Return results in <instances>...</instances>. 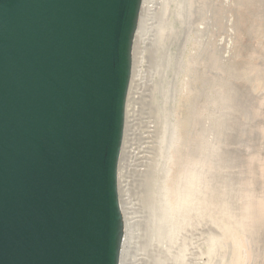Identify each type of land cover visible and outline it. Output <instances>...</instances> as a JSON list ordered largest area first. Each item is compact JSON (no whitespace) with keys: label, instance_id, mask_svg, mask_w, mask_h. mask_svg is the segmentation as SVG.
<instances>
[{"label":"rangeland","instance_id":"rangeland-1","mask_svg":"<svg viewBox=\"0 0 264 264\" xmlns=\"http://www.w3.org/2000/svg\"><path fill=\"white\" fill-rule=\"evenodd\" d=\"M143 3L120 168L125 264H158L171 244L165 264H264V219L246 217L264 202V0ZM148 173L171 188L177 225L165 236L134 223L161 212L156 192L144 207ZM189 183L188 221L179 215Z\"/></svg>","mask_w":264,"mask_h":264},{"label":"water","instance_id":"water-1","mask_svg":"<svg viewBox=\"0 0 264 264\" xmlns=\"http://www.w3.org/2000/svg\"><path fill=\"white\" fill-rule=\"evenodd\" d=\"M141 0H0V264H118Z\"/></svg>","mask_w":264,"mask_h":264},{"label":"bare ground","instance_id":"bare-ground-1","mask_svg":"<svg viewBox=\"0 0 264 264\" xmlns=\"http://www.w3.org/2000/svg\"><path fill=\"white\" fill-rule=\"evenodd\" d=\"M144 0H141L140 8L141 10L144 9ZM139 8V10H140ZM139 17L140 14L138 13L136 24L139 23ZM137 26V25H136ZM135 33L133 34L132 38V47H131V74L129 79V85L127 90V96H126V103H125V117H124V126H123V135H122V143L120 147V153L118 158V164H117V192H118V199H119V207L121 211L122 216V235L120 239V246H119V263L118 264H125L128 257V237L130 235V229L132 228V223L128 221L126 217V213L123 209V203H122V195H121V187H120V168H121V160L123 155V150L125 146V140H126V127L128 125V113H129V103H130V96H131V89L133 84V59L134 55L136 53V44H135ZM158 61L160 64L167 66L168 65V58L165 54H162L158 56ZM167 176V174H165ZM192 188V184L189 183V186L186 187V195L184 196V202L182 204L181 209L183 210L182 214L179 215L180 218L184 220H190L192 215V208H191V195L190 190ZM171 188H167V186H164L162 184L161 187H159V182L157 177L152 174L148 173L145 177V181L143 184V187L141 189V194L143 195V204L146 210H152L154 208L155 202H154V193L160 194V200H159V208H160V215L155 220L154 217L148 218L145 222L143 221V217L138 220V222H134L137 225H139L144 231V235L147 237L149 236H162V235H168L171 234V231L176 229L177 222L173 225L171 222L175 221V216L173 214V208L171 207L168 197L169 193L171 192ZM263 206H262V205ZM260 205L262 207L257 208L256 205H249L246 209V217L252 222L255 223L257 219H264V202H262ZM259 205V206H260ZM137 217V216H136ZM137 221V219H136ZM243 227V226H242ZM170 237V236H169ZM144 248L147 251V255H149V246H147V243L144 244ZM173 249V244H171L170 249L168 252L165 253V256L159 260L158 264H165V262H168L170 259V252ZM146 264H151V261H147ZM157 264V263H156Z\"/></svg>","mask_w":264,"mask_h":264}]
</instances>
